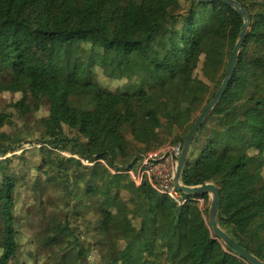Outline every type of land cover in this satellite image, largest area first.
Returning <instances> with one entry per match:
<instances>
[{"label": "trees", "instance_id": "16d2710c", "mask_svg": "<svg viewBox=\"0 0 264 264\" xmlns=\"http://www.w3.org/2000/svg\"><path fill=\"white\" fill-rule=\"evenodd\" d=\"M236 1L248 29L181 180L213 182L219 225L264 261V0ZM241 24L218 0H0V84L28 85L0 126V264H250L207 194L178 205L126 172L182 146Z\"/></svg>", "mask_w": 264, "mask_h": 264}, {"label": "water", "instance_id": "95a60500", "mask_svg": "<svg viewBox=\"0 0 264 264\" xmlns=\"http://www.w3.org/2000/svg\"><path fill=\"white\" fill-rule=\"evenodd\" d=\"M197 2H204V1H212V0H195ZM221 2H224L234 9H236L241 17H242V24L240 26V30L238 32L237 39L230 51L229 54V61L227 68L225 70L223 79L221 80L216 92L213 94L212 98L208 101L207 104L202 108V110L198 113L196 116L192 126L188 130L182 146H181V152L177 158V160L173 164V170H172V181L173 185L179 192L183 193L184 195H190V196H198L200 194H207V197H209L208 204H207V218L211 227V230L213 234L228 248L233 250L237 255L244 258L246 261H248L250 264H264V261L259 260L257 257H255L253 254L248 252L245 248H243L240 244H238L235 240H233L227 232L219 225L217 221V214H218V207H219V192L218 188L213 182H203L198 185L193 186H187L183 184L181 180V173L183 165L187 159L191 143L195 136L197 135V132L199 128L201 127L205 117L212 111L215 104L220 100L223 92L225 91L235 69L237 56L240 50V46L243 42L244 36L246 34V31L248 29L249 24V17L246 12V10L236 1V0H218ZM135 158L131 161L133 163L135 161Z\"/></svg>", "mask_w": 264, "mask_h": 264}, {"label": "built area", "instance_id": "2783aa9c", "mask_svg": "<svg viewBox=\"0 0 264 264\" xmlns=\"http://www.w3.org/2000/svg\"><path fill=\"white\" fill-rule=\"evenodd\" d=\"M180 152V144H166L157 150L143 154L137 161L135 168L127 170L126 172L138 188L146 182L158 194L168 197L178 205L193 200L200 204L203 201L202 198L185 197L173 185V164L177 160ZM99 161L105 164L102 159H99ZM83 162L90 164L87 161Z\"/></svg>", "mask_w": 264, "mask_h": 264}, {"label": "rangeland", "instance_id": "374dc122", "mask_svg": "<svg viewBox=\"0 0 264 264\" xmlns=\"http://www.w3.org/2000/svg\"><path fill=\"white\" fill-rule=\"evenodd\" d=\"M226 51H227V49H226ZM27 92H28V85L15 86L11 83L0 84V126L3 129L8 130V131L14 130L6 118L8 116L12 117V111H11V106L13 105L12 102H14L18 98H22L24 95L27 94ZM27 120H28V116L25 115V113H22L21 119L20 120L18 119L19 125L21 123H24ZM30 124H32V120H31ZM32 134H33L32 130H28L23 137L25 139H31L30 136ZM24 144H25L24 146H26L28 148H30V146H31V145H29V143H24ZM34 145H37V143H35ZM35 171L36 170L34 169L33 172H35ZM30 184H31V182L27 181V183L25 185L27 189H29ZM182 195H184V194L182 193ZM208 200H209V197L207 198V204H208ZM204 205H206L205 201H201L200 204L198 203V206L200 208H205ZM29 209H32V206H30ZM27 221L33 223L35 221L34 216H28Z\"/></svg>", "mask_w": 264, "mask_h": 264}]
</instances>
